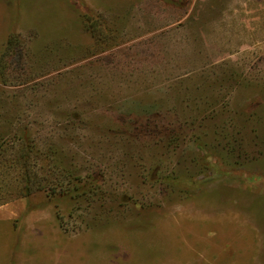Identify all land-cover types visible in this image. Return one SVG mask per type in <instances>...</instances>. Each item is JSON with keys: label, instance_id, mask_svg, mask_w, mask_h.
I'll use <instances>...</instances> for the list:
<instances>
[{"label": "rangeland", "instance_id": "obj_1", "mask_svg": "<svg viewBox=\"0 0 264 264\" xmlns=\"http://www.w3.org/2000/svg\"><path fill=\"white\" fill-rule=\"evenodd\" d=\"M175 1L0 0V51L11 32L76 51L41 58L37 91L8 87L25 123L103 174L72 218L68 196L0 184V264H264V160L211 146L264 134V0ZM85 13L116 34L96 44Z\"/></svg>", "mask_w": 264, "mask_h": 264}, {"label": "trees", "instance_id": "obj_2", "mask_svg": "<svg viewBox=\"0 0 264 264\" xmlns=\"http://www.w3.org/2000/svg\"><path fill=\"white\" fill-rule=\"evenodd\" d=\"M164 1H167L168 5L176 3L175 0ZM83 18L84 27L98 45L105 41L104 36L111 37L116 34L114 25L108 27V23L97 16L85 13ZM28 39L18 32H11L0 51V184L4 185L6 179L13 177L11 181L15 183L13 195L15 198L27 197L40 191H48L51 196H68L73 201L69 215L72 218L73 212L79 210L81 205L90 206L101 194L102 183L100 184L98 178L103 175L102 172L89 173L86 167L82 168L67 145L60 141L38 142L23 119L25 110L22 108L31 106V103L19 104L15 100L17 92L9 95L7 89L18 85L22 86L18 93L30 87L37 91L35 86H39L41 82L34 81V78L39 76L40 70L45 67L41 64V58L50 53L60 52L56 60L64 62L73 57L76 51L74 52L64 39L60 38L58 41L62 44V47L58 45L60 50L57 46L52 48L45 45L35 52L28 46ZM96 46L92 42V47ZM29 82H33L34 85L26 86L25 84ZM41 97L38 96L37 100L39 101ZM219 131L218 129L215 131L212 139L215 143H211V146L216 150L220 148L225 158H231L234 152L237 156L248 157L250 152L253 156L257 154L261 157L257 158L258 161L264 160L263 151H257L259 145L263 144L264 148V134L259 128L256 132L253 129V134L249 135L251 142L249 140L247 142L240 129L226 133ZM178 135L177 131L169 129L165 138L167 145L177 144ZM198 140L199 137L196 138V141ZM201 145L204 146L206 143ZM167 180L175 181L178 185L186 184V179L179 173H173Z\"/></svg>", "mask_w": 264, "mask_h": 264}]
</instances>
